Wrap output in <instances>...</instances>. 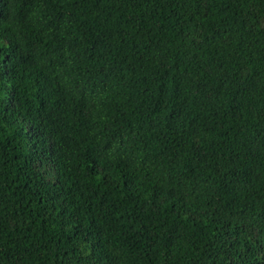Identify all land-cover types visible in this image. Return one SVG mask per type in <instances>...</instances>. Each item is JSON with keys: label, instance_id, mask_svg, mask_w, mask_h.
Wrapping results in <instances>:
<instances>
[{"label": "trees", "instance_id": "obj_1", "mask_svg": "<svg viewBox=\"0 0 264 264\" xmlns=\"http://www.w3.org/2000/svg\"><path fill=\"white\" fill-rule=\"evenodd\" d=\"M0 264H264V0H0Z\"/></svg>", "mask_w": 264, "mask_h": 264}]
</instances>
